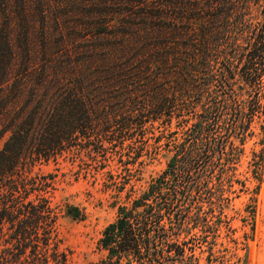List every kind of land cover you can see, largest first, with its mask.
Segmentation results:
<instances>
[{"label": "trees", "instance_id": "16d2710c", "mask_svg": "<svg viewBox=\"0 0 264 264\" xmlns=\"http://www.w3.org/2000/svg\"><path fill=\"white\" fill-rule=\"evenodd\" d=\"M68 3L78 4L81 12H150L146 33L154 38L156 53L172 50L163 58L171 67H164L177 86L172 93L163 89L149 97L138 117L159 121L167 113L172 116L182 101L190 117L185 122L196 120L185 132L189 147L183 145L182 157L177 154L148 190L119 207L117 220L99 241L106 255L96 264H201L196 246H190L198 238L180 240L186 231L181 211L176 213L178 182L214 164L217 156L219 165L223 160L236 163L242 150L235 140L245 145L254 134L253 123L264 121V0H0V116L2 134H9L0 150V264H72L60 248L59 211L45 196L52 182L30 173L37 163L57 159L81 138L90 140L95 110L82 88H72L68 78L51 72L50 60L35 66L30 46L19 48L25 62L18 76L13 75L9 31L17 27L8 13L18 12L17 25L29 41V12H60ZM118 51L126 79L136 64L139 77L152 70L138 61L143 46L122 45ZM34 71L39 78L32 82ZM263 157L255 153L256 177ZM66 214L75 220L85 217L76 207H68ZM197 217L206 229L214 228L207 216Z\"/></svg>", "mask_w": 264, "mask_h": 264}, {"label": "rangeland", "instance_id": "374dc122", "mask_svg": "<svg viewBox=\"0 0 264 264\" xmlns=\"http://www.w3.org/2000/svg\"><path fill=\"white\" fill-rule=\"evenodd\" d=\"M78 6L68 3L60 12H29V41L17 25L18 12H8L12 27H17L9 31L10 60L16 77L25 62L19 48L30 46L35 66L50 60L51 72L68 78L72 88H82L95 110L90 140L81 138L57 159L37 163L30 176L52 182L45 196L59 211L61 250L72 264H96L106 255L99 250V241L117 220L119 207L148 190L177 154L182 157L183 145L189 147L185 132L196 120L185 122L190 117L182 101L176 103L172 116L167 113L159 121L138 117L149 97L163 89L172 93L177 86L164 67H171L163 58L172 50L163 48L156 53L154 38L146 33L152 23L147 17L150 12H81ZM3 21L4 12H0V24ZM24 27L30 31L29 24ZM122 45L143 46L138 61L150 65L148 75L139 77L136 64L129 68L133 76L124 77L125 62L118 51ZM38 76L34 71L29 78L35 82ZM104 118L109 120L107 124ZM262 125L263 120L253 123L254 134L245 145L235 140L242 150L236 163L227 165L223 160L219 165L217 156L214 164L178 182L180 207L176 213L181 211L180 223L185 220L186 231L180 240L198 238L190 246H196L201 264L210 260L212 264H264V162L259 175L253 173L255 153L264 156ZM4 127L0 116V150L9 137L2 134ZM68 207L78 208L84 219L68 217ZM199 214L207 216L214 228L206 229L197 220Z\"/></svg>", "mask_w": 264, "mask_h": 264}]
</instances>
